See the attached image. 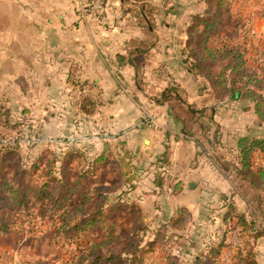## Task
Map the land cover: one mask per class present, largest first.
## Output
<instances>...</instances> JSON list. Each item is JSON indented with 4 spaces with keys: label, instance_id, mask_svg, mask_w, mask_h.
I'll return each instance as SVG.
<instances>
[{
    "label": "crops",
    "instance_id": "crops-1",
    "mask_svg": "<svg viewBox=\"0 0 264 264\" xmlns=\"http://www.w3.org/2000/svg\"><path fill=\"white\" fill-rule=\"evenodd\" d=\"M88 1L0 0L2 101L37 113L33 117L47 131L49 144L56 138L57 122L70 123L75 117L66 108L58 113L57 107L75 105L80 95L89 97L94 111L78 114L84 118L80 136L94 140V151L125 160L129 180H136L128 199L136 195L145 219L156 213L177 216L179 208L186 209L198 242H222L219 258L229 264L244 242L239 227L219 238L226 227L222 214L231 203L250 218L259 215L255 222L261 233L254 252L263 264L264 207L252 213V197L235 192L230 176L198 154L199 138L182 135L183 121H189L187 106L204 109L208 125L217 123L223 136L236 122L225 103L215 106L209 84L201 86L202 79L189 72L184 60L187 27L191 16L205 9L204 1L101 0L98 15L85 11ZM169 88H175L172 96L183 98V108L173 97L164 99ZM151 117L161 125L149 126ZM246 129L252 130L249 124ZM241 133L236 127L228 131L229 142ZM155 172L162 180L177 181V190L170 193L165 182L161 187L152 183L158 178H153ZM232 233L239 236L236 243L228 240Z\"/></svg>",
    "mask_w": 264,
    "mask_h": 264
},
{
    "label": "trees",
    "instance_id": "trees-1",
    "mask_svg": "<svg viewBox=\"0 0 264 264\" xmlns=\"http://www.w3.org/2000/svg\"><path fill=\"white\" fill-rule=\"evenodd\" d=\"M202 1L205 3V9L191 16L190 24L186 30L187 38L184 45L186 54L184 60L188 70L193 76H202L209 84V92L216 103L220 104L225 100L247 103L241 109L244 111L252 110L255 120L254 125L259 128L260 133H241L235 136L232 140L234 146L229 147L232 160L217 159L205 152L208 150L206 145L220 147L226 143L219 137L221 133L219 125L217 123L212 125L210 122L214 126V128H211L210 124L209 126L203 124L204 122L200 120V116H206L204 109L187 106L185 112L189 121L199 124L198 126L201 130L208 128L215 137L212 140V135L208 138V133L204 134L203 132L206 137L204 141L201 138L195 140L198 154L206 159L214 160L221 174L230 175L231 172L239 183L245 182L247 184L248 189L253 192V197L249 199V210L252 208L253 213L256 206L260 210L264 205V63L254 66L248 64L245 51L246 40H234L231 38V34L228 36L224 35V37L218 36L219 39L214 37L217 40L214 42L210 37L211 35L208 31L215 28L218 25V21H223L220 18V14H215V11L226 13L228 7L233 4L232 0ZM200 27H202V30L199 31V36L195 39L193 34ZM215 67L218 68L216 69ZM173 92H175V88H169L166 92L168 94L164 95V99L170 101L173 97L172 100L183 108V98L177 93L172 96ZM70 103L72 102H69V105L63 108L62 106L57 107L58 113L62 114L66 108L68 112L72 111L73 116H75L70 123L65 122L62 124L63 134L57 138L58 140L62 138V142L57 144L55 138L54 142L49 144L47 142L44 148L40 149V141L44 136V131L38 127V122L33 117L35 114L29 110L21 111L19 109L17 116L14 117L7 103L0 100V138L7 135V132L15 133L16 136L14 143L9 142L0 145V157L1 155L2 157L8 156V154H11L12 149L23 150L22 156L18 157V161L23 160L21 170L33 173L39 170L40 164H42L43 169L47 168L46 172L48 175L52 173L53 166L55 169L57 168L55 164L60 158L62 160L61 171L65 177L73 175L72 165H74L75 160H81L86 166L84 171L77 173L78 178L76 180L78 182L82 178L91 180L94 176L102 175L103 171L110 167L105 166L111 161L107 157L112 158L113 156H109V153H104L102 152L103 150H97V148L95 152L94 140L82 138L80 136L82 132L78 129L79 124L84 123V118L81 119L80 115L78 116L80 111L91 115L95 104L85 95H80L75 105ZM28 112L30 113L28 114ZM85 124L88 126L87 123ZM183 125L186 127L185 121H183ZM184 132L186 136L192 135L187 129H184ZM29 133H32L35 139L25 142L23 137ZM45 150L48 154L56 155L58 153L59 155H56L57 158L53 157L52 159L44 160L45 158L39 156V153ZM255 153L260 155L262 159L260 162L255 161ZM27 158L30 159L24 162V159ZM5 159L2 158V160ZM160 159V170L162 172L164 171L162 166L165 164L162 162V158ZM115 160L127 165L125 160L119 156ZM157 172H155L153 178H158L151 180V182L159 187L166 183L168 186L166 189L170 193H174L177 190L178 182L175 180H162L163 175H159ZM129 177L131 176L128 174L125 176V173L122 176L125 196L122 198L118 197L119 206L115 208L112 205L111 210L106 213L107 216L113 217L117 212L123 211L125 213L126 208L132 210L134 218L131 226L128 229L115 226L105 228L106 213L103 211L102 199H108V197L98 193L94 200L93 210L89 211L87 206L94 196L84 193L81 197V194H79L78 199L70 203L72 211L76 213L75 222L71 224V220L74 217L73 212L72 214L63 212L61 214L63 225L60 226L59 230L83 231L86 230L85 228H91L95 235L91 239L83 241L76 251L64 259L61 264H144L149 252L155 246L161 245L154 243L155 239L159 238H164L166 243L170 241V244L166 247L161 245L162 260L160 264H223L219 258L223 247L222 242L214 244L210 239L198 242L200 238L195 234L194 228L189 226V223L187 224L188 213L186 209L179 208L177 216L163 217L160 213H156L150 220L144 219V216H146L145 211L139 207L138 203L136 201L127 202V194L132 191L136 182V180H129ZM76 184H71L67 190H63L64 199L67 198L66 194L72 192ZM63 185H65V182H63ZM157 192L159 193L160 191ZM25 197L26 193H22L16 202L22 204ZM5 198L4 195L0 194V200ZM125 204H128V206H125ZM150 221L154 222V225H150ZM255 221L254 218L237 211L234 205L228 203V209L222 214V222L226 227L220 230L219 238H224L228 229L237 227L241 229V233L244 236V242L236 249L229 264H258L254 252V242L261 233L259 231L261 227ZM121 240H123L122 244H117Z\"/></svg>",
    "mask_w": 264,
    "mask_h": 264
},
{
    "label": "rangeland",
    "instance_id": "rangeland-1",
    "mask_svg": "<svg viewBox=\"0 0 264 264\" xmlns=\"http://www.w3.org/2000/svg\"><path fill=\"white\" fill-rule=\"evenodd\" d=\"M232 2L233 4L228 7L226 13L215 11V14H220V18L223 21H218V25L212 28L213 30L211 29L208 31L211 35L210 37L213 42L217 41L214 37L219 39L218 36L224 37V35L228 36L229 34H231V38L234 40H246L245 51L247 53L248 64L251 66L260 65L264 63V0H232ZM200 30H202V27L194 32L193 36L195 39L199 36ZM215 68L217 69L218 67ZM200 78L202 79H199L201 80L200 84L206 82L202 76H200ZM3 91L4 90H1L0 87L1 101ZM222 103H225L229 109L233 110L230 117L231 119H235L236 128L241 129L244 134L260 133L258 128L252 127V110L249 109L248 111H244L241 109V107L247 103H237L229 100L222 101ZM219 105L218 102L215 104V106ZM7 106L11 108L14 114L13 116H17L21 106L10 103H8ZM29 113L30 112H28V114ZM200 120L204 122L203 124L209 126L204 116H200ZM157 124L161 125L159 122ZM247 124H249L252 129L251 131L247 129L244 131L245 125ZM198 125L197 123L187 121L185 129L192 134L190 136L193 137V139L201 138V140L204 141V138H206L204 134L207 133L208 138H210L212 135L211 130L208 128L201 130ZM212 125H214V123H212ZM212 125L210 123V126ZM235 127H229L230 129H227L224 136L223 132L219 130L221 132L219 137L223 136L221 139H224L225 142H229L228 131ZM211 128H214V126ZM44 129L46 130V127ZM62 134V124L58 125L57 122V144L62 142V138L59 140L57 139ZM182 135L185 136V132H182ZM15 138V133L7 132V135L0 138V145L9 142L14 143ZM32 139H35L32 133L24 135L23 137L25 142L32 141ZM41 139L40 149L44 148L48 142L47 131H44V136ZM213 139H215L214 135H212V140ZM232 142L224 143V145L220 147L206 145L208 149L207 152L213 155L214 158L231 161L229 147L234 146V142ZM22 153L23 150L17 151L12 149L11 154L3 157L1 155L0 157V194L6 197L4 200H0V264H61L64 259L68 258L70 254L76 251L77 247L80 246L83 241L89 238L91 239L95 235V232H93L91 228H85L86 230L83 231H73L69 229L65 231L59 230L60 226L63 225L61 214H63V212L72 214L73 211L70 206L71 201L77 200L79 194H81L82 197L84 193L94 196L88 206L86 205L89 211L93 210L94 200L98 193L108 197V199H102L103 211L105 213L111 210L110 208L112 205L115 208L118 207V197L120 196L122 198L125 196V193H123L124 180L122 176L128 169L123 163H119L118 160H115L117 155L109 154V156L113 157H107L111 160L109 164L105 165L106 167L110 166L106 170L107 172L103 171L102 175L94 176L91 180L82 178V180L78 182L76 180L78 178L77 173L79 171H84L86 166L83 161L75 160L74 165L71 167L73 175L68 177H65L61 171L62 160L60 158L55 164L57 168L55 169L53 166V170L51 171L53 173H51L52 175L47 174V168L43 169L42 164H40V169L33 173L26 170L23 172V170H21L23 160L18 161V157L22 156ZM256 154L257 153L254 155L255 161L260 162L262 159L260 155ZM56 155L59 154L57 153ZM56 155L48 154L46 150L39 153V156L45 158L44 160L52 159L53 157L57 158ZM2 158L6 159L2 160ZM29 159L30 158L24 159V162ZM167 171L168 169L166 172ZM168 172H172L171 169H169ZM229 176V180H231L233 184L231 185L232 189L235 192L239 191L253 197V192L248 189L245 182L239 183L231 172ZM63 182H65V185H63ZM74 183H77L75 188L73 187L72 192L66 194L65 196H67V198L64 199L63 190H67L68 187ZM22 193H26V197L22 204H18L16 201ZM110 196L111 198H109ZM133 201H136V195L135 199L131 198L127 200V202ZM125 206H128V204H125ZM254 211L256 215L259 211L257 206L254 208L253 212ZM131 212L132 210L126 208L125 213L120 211L114 214L113 217L107 216L106 213L104 220L105 228L115 226L128 229L134 218V214ZM73 213L74 217L71 220V224L75 222L76 213ZM258 216L257 214V216H253V218L257 221ZM145 218L146 216H144V219ZM150 225H154V222H150ZM228 240H230L229 242L231 243H236L239 240V236L232 233V235L228 236ZM122 242L123 240L117 244H122ZM154 243L166 247L170 244V241L166 243L164 238H159L155 239ZM161 245L155 246V248L149 252L144 264L161 263Z\"/></svg>",
    "mask_w": 264,
    "mask_h": 264
},
{
    "label": "built area",
    "instance_id": "built-area-1",
    "mask_svg": "<svg viewBox=\"0 0 264 264\" xmlns=\"http://www.w3.org/2000/svg\"><path fill=\"white\" fill-rule=\"evenodd\" d=\"M86 7L87 8H85V11H87L88 13H93L95 15H98L100 12H102L101 11L102 10L101 0H89L88 5H86ZM147 123L151 127H154V128L158 127L156 118H154V117L149 118ZM207 151L205 153L210 154Z\"/></svg>",
    "mask_w": 264,
    "mask_h": 264
}]
</instances>
